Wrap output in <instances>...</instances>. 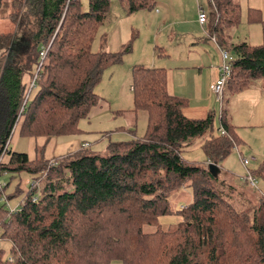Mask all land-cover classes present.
I'll return each mask as SVG.
<instances>
[{
    "label": "trees",
    "instance_id": "trees-1",
    "mask_svg": "<svg viewBox=\"0 0 264 264\" xmlns=\"http://www.w3.org/2000/svg\"><path fill=\"white\" fill-rule=\"evenodd\" d=\"M85 1L83 7L81 0H0V18L14 25L12 33L0 35V177L12 176L0 188V264H264V196L255 188L258 199L252 201L244 178L230 175L226 181L210 170H221L234 149L231 127L219 116L216 129L213 114L186 118L185 101L167 92L164 69L132 70L131 112L146 116L142 137L132 130L130 139L110 142L104 154L81 147L55 161L39 153L29 160L11 149L17 132L47 139L83 133L79 122L102 101L94 86L104 68L131 51L132 40L118 53L92 51L111 2ZM155 2L118 0L125 14ZM208 2L206 30L232 57L226 88L236 93L264 83V22L260 44L229 43L225 31L240 22L238 5L213 0L215 12ZM195 139L204 154L201 164L182 155ZM247 170L264 182V158ZM22 173L39 189L29 188L10 211L6 190L16 179L13 194L20 192L13 177ZM183 188H191L192 200L173 211L169 198ZM172 213L179 217L175 227L161 229L158 219ZM151 225L157 228L144 231Z\"/></svg>",
    "mask_w": 264,
    "mask_h": 264
},
{
    "label": "crops",
    "instance_id": "crops-1",
    "mask_svg": "<svg viewBox=\"0 0 264 264\" xmlns=\"http://www.w3.org/2000/svg\"><path fill=\"white\" fill-rule=\"evenodd\" d=\"M179 1L156 0L154 7L151 9L139 10L131 14H125L123 12L121 14L120 20H122L123 25L126 23V29L130 30L131 33H135V36L131 39L133 41V49L131 47V51L126 53L124 57L130 53L132 54L134 51L137 54L138 61L145 62L139 65L148 68L164 69L167 75V92L169 95L185 101L182 113L186 118L203 119L207 114H213L214 120H217V114H219L218 117L222 116L224 118L231 127V133L237 138L241 145V143L243 144L245 142H243L240 137L241 141L239 140L237 137L238 132H240L242 128L248 126L249 123L241 121H238L239 123L236 122L238 119L234 117L236 113L235 106L238 105V109L247 111L250 102L252 106H256L260 109V113L257 115L252 111H249V113L257 119L264 118V88L261 86V84L264 83L262 81H255L242 91L230 95L228 97V108L226 110L219 108V111L216 112L214 109L215 105L210 101V86L218 77V69L222 63L221 53L218 45L207 38L208 36L205 34L204 29V33H202V31L198 29L190 30L189 28L190 24L193 26L194 24L201 26L198 21H196L198 20V8L204 10L208 16L211 9L207 8L208 0H191L194 11L193 19L191 21L184 20L183 23H180L178 20L180 17H183L182 13L187 12L190 8L183 6L182 0ZM237 3L240 4L239 1H237ZM244 7L242 13L246 14V22L252 24L250 22L256 21L262 34L261 22H264V0H246ZM240 8L242 11L241 4ZM251 12H256L258 18H251ZM116 27H119L118 24H116ZM233 28L238 30L237 26H231L225 31V37L227 36L228 42L233 44L244 42L236 36L233 32ZM103 29L98 33L99 36L97 35L101 45H99L98 51L96 50L94 52L119 51L127 44L123 40H120V36L116 37L119 34H112V32L109 34ZM120 34H123V32ZM112 35H115V37ZM126 36L124 38H127L129 42L131 36ZM108 108L109 105L107 106L104 100L100 101L98 106L90 111L88 119L86 120L90 121ZM136 123L145 125L146 116L140 114V116L137 117ZM220 128L221 126L219 125L218 129ZM125 130L126 132H124V134L115 133L114 135L119 137H126L129 135L128 137L131 138L132 135L128 132L132 130H129L128 127H126ZM144 131L145 130L141 129L140 134L136 135V137H142ZM118 140L119 139L116 138L115 141ZM50 141L46 144V146L48 145V151L45 157L47 160L67 156L79 150L83 144H87L85 141L82 143L80 140L73 138L69 144L59 146L57 149L56 146H52ZM259 150H264V145L263 148H260V146L255 148L256 152ZM237 151L240 153V156L243 157L240 150L237 149ZM31 156L34 158L33 152ZM28 159L33 160L29 156ZM224 161H226V159ZM224 161L219 173L226 181H231L230 175H232L234 171L226 166V162ZM202 162H205V159H203ZM245 174L242 176L237 174L235 176L244 178ZM239 183L243 184L242 181Z\"/></svg>",
    "mask_w": 264,
    "mask_h": 264
},
{
    "label": "rangeland",
    "instance_id": "rangeland-1",
    "mask_svg": "<svg viewBox=\"0 0 264 264\" xmlns=\"http://www.w3.org/2000/svg\"><path fill=\"white\" fill-rule=\"evenodd\" d=\"M169 1V0H168ZM176 1V0H172ZM179 1V0H177ZM205 1V0H204ZM209 1V0H208ZM234 1L238 7H239V17L240 22L236 25L238 27V30L233 28V32L236 34V36L243 40L244 42H247L248 44H259L262 41V34L259 30V27L257 26V22H250L252 24H248L245 20L246 14L242 13L244 11V5L246 4V0H232ZM237 1L240 2L242 5V11L240 8V4L237 3ZM111 2V10H110V18L108 22L105 23V25L100 29L107 31L109 34H119L116 37L120 36V40H123L125 43H129L131 39L135 36V33L130 30H127L126 23L123 25L122 20H120V16L123 13V11L120 9L118 0H110ZM180 2V1H179ZM81 3L83 7L86 6V1L81 0ZM215 5L217 4V0H214ZM210 3L207 2V8L211 9V5L208 6ZM182 5L185 7H189L190 9L187 10V12H183L182 16L179 18V22L183 23L184 20L191 21L194 16V11L192 8L191 0H182ZM213 4L214 11H217V8ZM252 17L258 18V14L256 12L250 13ZM217 18H219V13L215 14ZM198 21V20H196ZM210 22V16H208V24ZM116 24L120 27H116ZM190 30L198 29L203 31V27L194 24H190L189 26ZM14 29V25L11 22V19H5L0 18V35H5L6 33H12ZM100 32V31H99ZM123 34H120L122 33ZM201 33V34H202ZM127 34V36H126ZM126 37H130V40L128 42ZM99 36V35H98ZM97 38L94 40L92 44V51H96L99 49L100 42ZM115 37V35H112ZM217 39V37L215 36ZM234 43H237L236 41H233ZM126 44V45H127ZM125 45V46H126ZM111 46V45H110ZM124 46V47H125ZM120 49L119 51L114 52H120L124 49ZM133 49V45H132ZM98 51V50H97ZM125 55V54H124ZM145 62L138 61L136 52L133 51V53L123 56L120 63L115 65H110L104 68L100 80L96 83L94 86V91L96 94L104 100V102L109 105V108L106 110H103V112L99 113L95 118L89 120H81L79 122V127H81L84 132L79 133L76 137H69V136H61V137H55L52 140L47 139L46 137H19V134L14 133L11 135L10 140V147L14 151L22 152L27 154L31 159L35 160L37 153L39 155L41 154L43 158L46 157L47 151H48V145L46 146L47 142L52 143V146H56L57 149L59 146L67 145L69 144L73 138L80 140L82 143L85 141L87 144H83L81 147H86L89 149V151L94 152L96 154H104L107 151V147L110 142H115L116 138H118V141H124L129 139L128 136H115L114 134H121L124 132L120 130H115L117 128L128 127L129 130H133V132L138 135L140 134L141 129L145 130L144 121L143 124L136 123L137 117L140 115H137V117L134 116L133 112L131 110L133 109V67L138 66L139 64H144ZM31 84V83H30ZM28 89H32L30 87ZM262 88H264V84H261ZM28 90V95H29ZM227 92V93H226ZM211 93V90H210ZM234 93H231L228 88L225 87L222 102L220 103L219 100L216 98L214 94L211 93L210 95V101L215 105V111L218 112L220 109H227L228 108V100L229 96ZM234 104V103H233ZM238 106V105H237ZM236 108V113L234 115L237 123L244 122L249 123L248 126L245 128H242L240 132H238L237 137L241 138L243 142L241 143L237 140V138L234 136V149L229 154V156L226 158L225 165L230 167L232 169L233 174L232 177H236L235 175L240 174L241 176L248 171L247 169L254 168L258 166V164L263 160L264 158V150L255 151V148L257 146H260V148H263L264 145V118L257 119L256 117H253L249 111H252L254 113L259 114L260 109L256 106H252V104L249 102V107L247 111L244 109L240 110ZM123 111V114H117L115 112ZM115 115V116H114ZM219 114H217V120H214V127L217 129L219 126ZM20 121V120H19ZM218 121V122H217ZM239 121V122H238ZM19 127L20 123L17 124ZM141 125V129H140ZM143 126V127H142ZM85 127V128H84ZM87 128V129H86ZM89 129V130H88ZM111 131V132H109ZM223 132L226 135V132L223 130ZM125 137V138H122ZM239 138V140H240ZM241 141V140H240ZM200 141L198 139L192 140L183 150L182 155L183 158L188 162H196L200 163L204 159V154L202 152V149L200 148ZM238 147V148H237ZM237 149L240 150L241 155L243 157H249L254 156L255 161L250 162L247 167H244L242 163L240 162V153L237 151ZM33 152L34 158H32L31 153ZM53 153V151H52ZM52 161H55L54 158H52ZM51 163V162H50ZM49 163V164H50ZM220 172V170H219ZM218 172V173H219ZM220 174V173H219ZM252 176V175H251ZM12 176H1L0 182L4 185L9 183ZM20 185V192H17L16 194H13L15 186H16V179H13V182L8 186L6 193L8 194V202H6V207L9 208L10 211H15L17 207L21 204L23 200V194L24 192H27L29 189V182L32 181L29 179V176L26 173H22L20 177L14 176L13 178H16ZM253 177V176H252ZM256 180V187L249 183L248 180L246 182L248 184H243L246 187V190L249 192L248 195L252 198V201H255V198L258 199L257 194H255L256 189H258V193L262 196H264V182L258 179ZM254 188V189H253ZM253 192V193H252ZM39 194V191L37 192V196ZM37 196H33L32 201L37 200ZM3 197V196H2ZM247 197V196H246ZM5 200L6 198L3 197ZM248 198V197H247ZM192 200V191L191 188H183L181 190H178L177 192H173L172 195L169 198L170 206L172 207L173 211H178L181 207H184L188 203H190ZM4 201V200H3ZM7 201V200H6ZM3 204V203H2ZM179 221V217L176 213L169 214L168 216H162L158 219V224L163 230L167 229H173L175 227V224ZM157 228V225H151V226H144V231L151 232L154 231ZM2 248L5 251V255L9 252V244L3 242ZM111 264H121L119 261H113Z\"/></svg>",
    "mask_w": 264,
    "mask_h": 264
},
{
    "label": "built area",
    "instance_id": "built-area-1",
    "mask_svg": "<svg viewBox=\"0 0 264 264\" xmlns=\"http://www.w3.org/2000/svg\"><path fill=\"white\" fill-rule=\"evenodd\" d=\"M209 1L213 5V0H209ZM198 23L203 27L205 34L209 37V40H211L213 43L218 45L216 38L214 36H210L208 34V31L206 30V25L208 23V15L201 8L198 9ZM219 50H220L221 57H222V63L218 69V77L211 84L210 90H211V93L214 94L216 96V98L219 100V102L221 103L222 98H223L224 89H225L227 83L229 82V80L231 79V76H232V69H231L232 57L226 50L221 49L220 47H219ZM41 55H43V53ZM34 80H35V78L32 80V82L30 84V87L32 89L35 87ZM220 134L222 136L225 135L223 130H221ZM255 160L256 159L254 156L241 157L240 158V162L242 163V165L244 167H247L250 164V162H253ZM53 164H54V162L50 163V165H53ZM43 173H45V172H42V175H43ZM244 179L248 180L250 184H252L256 187V180L254 177L251 176L250 172L246 171ZM38 184H39V182H37V181H34V182L30 181L29 182V188L30 189L36 188L38 190L39 189ZM4 185L0 182V188Z\"/></svg>",
    "mask_w": 264,
    "mask_h": 264
},
{
    "label": "water",
    "instance_id": "water-1",
    "mask_svg": "<svg viewBox=\"0 0 264 264\" xmlns=\"http://www.w3.org/2000/svg\"><path fill=\"white\" fill-rule=\"evenodd\" d=\"M210 170H212V172L215 174V176H216V173H218L219 172V170L217 169H215V167H213V165H211L210 166ZM216 170V171H215ZM215 171V172H214Z\"/></svg>",
    "mask_w": 264,
    "mask_h": 264
}]
</instances>
